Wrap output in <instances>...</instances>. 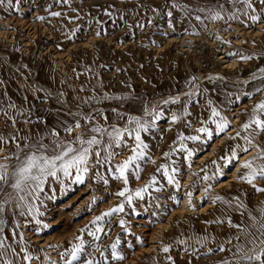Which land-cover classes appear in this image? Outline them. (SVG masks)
<instances>
[{
  "label": "rangeland",
  "instance_id": "1",
  "mask_svg": "<svg viewBox=\"0 0 264 264\" xmlns=\"http://www.w3.org/2000/svg\"><path fill=\"white\" fill-rule=\"evenodd\" d=\"M179 2L193 9L205 8L212 11L218 10V3H223L226 10L222 13L224 19H210L211 12L193 11L185 15L179 9H173V15L169 18L166 15L170 7L168 0H67V2L64 0H12L11 6L8 0L0 3V22L8 24L13 38L19 37V47L36 40L46 53L45 63L50 66L45 70H38L21 64L25 62L24 59H16L12 56L13 62L6 61L5 71L0 72V81L3 82L0 83V105H2L0 125L4 124L6 112L7 117L18 121L15 125L10 122V126L15 131L20 127L25 129L27 133L17 131L30 140L43 137L44 143L51 144L54 139L50 135L52 130L58 131L61 139L71 140L76 133L65 132L64 125L73 123L74 117L67 113L77 112L78 104L81 112L101 109L107 115L109 123H120L123 120L117 122L115 113L112 112L113 108L122 113L131 114L134 113L131 107L135 106L137 107L135 112L142 115L143 100L151 104L165 97L188 92L191 90L189 81L193 77L196 78L200 94L194 97L197 102L189 105L191 115L186 118L191 122V126H186L184 120L175 124L170 122L171 112L178 111L183 106L186 97L182 95L180 104L164 106L165 116L157 122L156 129L149 134H142V138L149 144L148 155L151 159L141 161L142 171L139 179L129 174L128 187L131 191L143 188L150 183L152 176H156L158 183L144 193L143 200L135 198L132 205L125 203L123 213L106 218L102 222V227L108 234L101 233L100 241H96L95 244L109 257V264H223L225 260L229 261V264H235L238 259V255H234L236 246L243 244L246 248H251L252 245L248 243L243 233L229 225V219L233 224L248 226L249 231L254 234L259 243L260 233L256 228L251 227L253 221L249 212L259 219V209L264 208V192L257 191L252 185L249 186L248 183L238 179L244 171L240 164L245 160L240 163L234 162L231 170L225 167V170H222L223 176L217 174L216 179L207 180L206 188L209 184L212 185L205 197L209 200L216 183L225 181L227 175L237 171V180L235 179L232 184L236 191L228 200L239 196L245 209L237 210L234 206H227L225 212L217 216H212V212L199 213L198 206H195L193 196L198 194L196 191L200 189V186H197V183L198 181L202 183L203 179L193 168L198 158L211 155V158L207 159L203 165L213 166L212 161L215 160L216 171L217 166L221 170L225 162L219 157L226 156L236 145L245 144L242 139L245 135L243 131L240 137L236 139L231 137L240 131L241 125L248 119L253 106L264 99L262 93H256L251 98L244 95V93L254 92L256 87L264 84V81L259 79H251L253 73L264 68V16H261L258 22H253L249 16L242 13L238 19H228V16L236 9L225 0H179ZM254 3L257 8L255 14L260 15V12L264 11V6L260 5L258 0H254ZM241 7L239 4L236 5V8ZM151 8H156L157 11L153 12ZM52 12H59L61 15L53 16ZM107 13H111V16ZM196 15H200L201 20H196ZM169 20L172 27H169ZM140 25L143 27L141 28ZM214 26L223 31L232 32L233 37L226 39L215 33ZM27 28L31 30L33 28L32 36L28 34ZM249 31L252 32L247 34L246 39H242L244 44L242 41L239 45L234 44L232 40H237L236 34ZM97 32L100 35H97ZM192 44L204 45L215 56L221 50L226 55L227 61L237 62L236 67L224 69L227 64L220 66V63L215 62L211 71L202 76H195L188 69L185 51L187 45ZM0 49L4 51V48ZM58 55H61L60 59L56 58ZM241 56L253 58L242 60ZM0 58L5 56L0 55ZM218 76L224 77V80L209 79V77ZM245 80L249 82L245 84ZM105 93L109 96H129L139 99L130 98L123 102L110 99L99 104H80V101L86 97L93 95L99 97ZM9 103L15 104L16 107L9 108ZM213 106L231 122V126L220 137H214L207 147L200 142L186 141L187 148L195 152L189 167V162L184 158L186 152L179 151V142L175 144L173 142L176 141L178 133L186 136L201 135L196 129L202 126V120L209 119L210 109ZM106 108L112 109L109 111ZM28 109H31L29 124L24 123V120L28 118L27 115L22 116L18 112L23 110L27 113ZM235 113L236 115L233 116ZM234 121L237 122L233 123ZM96 122L104 124L101 116L96 117ZM206 126L215 129V125L211 123ZM5 137L8 136L5 135ZM26 142L24 139L20 140L23 150L17 149L16 144L11 140L7 144L0 145L3 149L0 151V163L14 165L16 163L14 157L7 161L4 157L12 156L13 153H19L23 157L28 151L27 148H23ZM128 143L131 145L134 142L129 140ZM254 143L264 148V133L256 136ZM172 148L177 151L173 152L169 159L164 156V153L171 152ZM118 151L122 154L115 157L114 163L117 164L131 155L129 149H118ZM251 153L253 155L247 160L257 155V148L252 147L247 153H239V158ZM172 161L176 162L175 165ZM257 163H264V160H259ZM161 165H169V169L173 166L179 168V175L176 177L181 185L179 190L167 183L162 170L157 171ZM105 171L101 169L102 173ZM188 174L191 184L182 186ZM94 177L95 169L93 168L86 178L85 185H74L69 188L62 186L53 197L44 200L50 179L45 185L44 193L41 194L43 203H38L40 212L43 213L42 216L37 217L41 220L39 225L31 216L20 215V209L7 206L2 218L5 221L4 235L9 243L16 247L17 252L23 247L11 238L12 230L18 224L17 231L23 233L28 251L34 257H40L38 260L34 259L31 264H51L53 261H56L55 264H63L59 254L69 248L70 242H75V238L80 235V230L90 225L94 217L116 206L123 199L114 194L124 187L122 181L109 176V184L105 186L95 182ZM257 181V187L264 188V179ZM155 188H159L160 191H156ZM6 191L11 189L6 188ZM189 191L193 193L191 200L194 208L189 207L188 198L184 206L187 212L182 217L171 220L169 229L164 233H158L156 249L148 254L146 250L151 246L149 241L154 228L163 221L156 216L165 217L166 222L163 221L165 223L170 222L171 214L180 212ZM231 191L226 189L217 193L223 196L224 193ZM93 196L97 198V203L90 205ZM176 200L180 203L177 204ZM198 204L202 207L207 205L206 202ZM120 219L125 220L127 233L119 226ZM217 220L222 223H215L214 221ZM188 227L191 229L188 230ZM237 235L240 237L239 240L235 239ZM196 236H207L209 239L203 246L195 243L194 239L190 240L191 248L187 251L184 250V245L177 242ZM117 237L121 240L118 250L125 257L123 261H112L110 258V245ZM137 237L141 238L143 243H140ZM84 239L89 244L93 243V238L87 234L84 235ZM40 244L53 250L58 260H53L51 258L53 254L48 251L44 252L46 248H41ZM221 244L225 247V251H215L214 254L208 252V249H217ZM165 246L170 247L167 253L162 251ZM228 248H232L230 253L227 252ZM192 249H195V252ZM87 251L92 252L97 259H103L100 253L94 252L91 247H88ZM45 255L49 256L51 261H45ZM169 256L172 257L171 260L168 259ZM241 264L245 262L241 261Z\"/></svg>",
  "mask_w": 264,
  "mask_h": 264
},
{
  "label": "snow or ice",
  "instance_id": "2",
  "mask_svg": "<svg viewBox=\"0 0 264 264\" xmlns=\"http://www.w3.org/2000/svg\"><path fill=\"white\" fill-rule=\"evenodd\" d=\"M3 2L4 0H0V3ZM64 2H67V0H64ZM225 2L230 3L233 8L236 9L228 16V19H238L239 15L242 13L245 16H249L253 22H258L261 16H264V11H261L260 15L255 14L257 13V8L254 0H225ZM8 3L9 6H11L12 0H8ZM168 3L170 7L166 15L169 18L173 15V9H179L185 15L193 11L211 12L210 19L212 20L224 19L222 13L226 11L223 3H218V10L215 11L205 8L193 9L187 4L180 3L179 0H168ZM258 3L264 6V0H258ZM238 4L242 7L236 8ZM151 11L156 12L157 9L151 8ZM107 14L111 16V13ZM51 15L59 16L61 13L52 12ZM195 19L201 20V16L196 15ZM140 27L142 28L143 25H140ZM169 27H172L171 20H169ZM96 34L100 35L99 32ZM73 35H75V33H73ZM252 58V56H241L242 60H250ZM209 79H224V77H209ZM251 79L264 81V68H260L256 73H253ZM248 82V80L244 81L245 84ZM0 83L3 82L0 81ZM189 87L191 90L188 92L169 96L151 104H149L147 100H143L141 103L142 115L125 114L113 108L112 112L115 113L116 119L123 120V125L115 122L109 123L107 115H105L101 109L81 112L79 111L80 105L78 104L77 112L67 113L74 117L73 123L64 125L65 132L69 134L76 133L71 140L61 139L60 133L56 130H52L50 133L54 138L51 144L44 143L43 137H36L34 140L23 137V139L27 141L23 145V148L28 149L23 157H21L19 153H13L12 156H5L4 160L7 161L14 157L16 160L14 165L9 166L7 163H0V264H31L34 259H40L39 256L34 257L33 254L28 251L27 242L23 233L17 231L19 227L18 224L16 228L12 230L11 238L18 244L23 245V247L17 252L16 247H14L12 243H9L8 238L4 235L5 221L2 218V214L5 212L6 207L14 206L20 209V215L31 216L35 220V223L39 225L41 224V220L37 219V217L42 216L43 213L40 212L38 203L42 204L41 194L44 193L45 185L49 180L52 179L62 186L65 184V181H69L73 185H85L86 178H88V174L93 171V168L95 169L94 179L97 183H102L107 186L109 184V176L112 179L123 182L124 187L120 191L114 193L116 196L123 199L116 206L94 217V219L90 221V225H86L85 228L80 230V235L75 238V242H70L69 248L60 252L59 255L63 264H109V257L105 255V252L100 251L99 246L95 244L96 241H100L101 233L104 235L108 234L102 227V222H104L106 218H111L114 215L123 213L125 203L132 205L135 198L143 200L144 193L147 192L150 187L158 183L156 176H152L149 184L145 185L143 188L131 191L128 187L129 174L131 173L139 179V174L142 171L140 167L141 161H148L151 159L148 155L149 144L142 138V134H149L152 130L157 128V122L165 116L164 106L180 104L182 95L186 97L181 109L171 112L170 122L175 124L184 120L186 126H191V122L186 119L191 115L189 105L197 102L194 100V97L200 94L195 77L189 81ZM39 90L43 91L42 89ZM81 90H83V88ZM256 93L264 94V84L256 87L254 92L244 93V95L251 98ZM61 95H63V93H61ZM130 98L139 99L138 97L129 96H109L105 93L99 97L96 95L86 97L80 101V104H99L104 100L110 99L123 102ZM25 99H27V97H25ZM237 100H239V96H237ZM208 103L211 105V101ZM0 107H2V105H0ZM8 107L15 108L16 105L9 103ZM18 112L19 115H27L28 118L24 120V123H31V109H28L27 113L23 110H18ZM5 115H7L6 112ZM97 116L103 118L104 124L96 122ZM17 122L16 119H12L13 125ZM208 123L214 124L215 129L213 130L207 127L206 125ZM201 124L202 126L196 129L201 135L186 136L183 133H178L176 141L173 142L174 144L179 142V151L186 152L184 158L189 162V167H191L190 161L195 155V152L187 148L186 141L200 142L207 147L210 142L213 141L214 137H220L221 134L226 133L231 126V122L226 117L222 116L220 111L214 106L210 109L209 119L202 120ZM78 129L80 130L79 132L76 131ZM241 131L245 133L242 137L245 144L236 145L226 156L219 157V159L223 160L225 162L224 166L231 170V166L234 162L239 163V153H247L252 147L257 148V155L255 157L245 160L240 164V167L244 169V171L241 172L238 179L252 185L257 191L264 192V188L257 187L255 183L258 179H264V163H257L259 160H264V148H260L259 145L254 143L255 137L264 133V99L253 106L251 113L248 115V119L241 125L240 131H237L235 136L231 137V139L240 137ZM20 139L18 133L10 134L8 137L0 135V145L7 144L9 140H11V142L16 144L17 149L23 150ZM128 140H132L134 143L129 145ZM118 149H129L131 155L117 164L114 163V159L116 156L122 154ZM2 150L3 149L0 148V151ZM175 151H177V149L172 148V151L165 152L164 156L171 159V155ZM175 163V161H172L173 165H175ZM212 163L216 164V161L214 160ZM101 169H105L106 171L102 173ZM161 170L167 183L169 185H174L175 188L179 190L181 187L180 181L176 179L179 175V168L173 166L169 169V165H161L157 171L160 172ZM201 171L206 173V166L202 168ZM217 174L219 176L224 175L219 166H217ZM217 174L211 177L205 174L201 179H216ZM211 187L212 185L209 184L208 188L204 190L205 194L208 193ZM6 188L11 189V191H6ZM155 190L160 191L159 188H155ZM192 195L193 193L191 191L187 193L189 197V207L194 208L191 200ZM217 201L230 207L234 206L237 210L245 209V205L239 196L233 197L232 200H226L224 197L217 195L213 199V203ZM96 203L97 198L93 196L90 205ZM176 203L179 204L180 201L176 200ZM201 203H203V201ZM135 214L139 215V213ZM249 216L253 221L251 227L256 228L260 233L259 243H257V238L254 237V234L249 231L248 226L233 224L231 219L228 220L229 225L236 227L240 233H243L248 239V243L252 245L251 248H246L243 244L236 246L234 255H238V259L235 264H241V261L245 262V264H264V208L259 209V219L256 216H252L251 212H249ZM214 222L222 223V221L219 220ZM119 226L124 229L126 233L128 232L124 219H120ZM45 227L47 226L45 225ZM85 234L93 238L92 244H89L84 239ZM193 239L195 243L203 246L209 237H189L186 240H178L177 242L184 245V250L187 251L191 248L189 241ZM235 239L239 240V235H237ZM137 240L143 243L141 238L137 237ZM230 242L231 239L229 240V243ZM120 245L121 240L119 237L110 245V258L112 261H123L125 259L118 250ZM88 247H91L94 252H99L103 259L100 260L93 256L92 252L87 251ZM129 247H131V245H129ZM169 250V246H165L162 249L165 253L169 252ZM225 250V247L221 244L217 249H208V252L214 254L215 251L223 252ZM192 251L195 252V249H192ZM21 253H23L22 256ZM168 259L171 260L172 257L169 256ZM44 260L51 261V258L45 255ZM51 264H55V262L53 261ZM223 264H229V261L225 260Z\"/></svg>",
  "mask_w": 264,
  "mask_h": 264
},
{
  "label": "bare ground",
  "instance_id": "3",
  "mask_svg": "<svg viewBox=\"0 0 264 264\" xmlns=\"http://www.w3.org/2000/svg\"><path fill=\"white\" fill-rule=\"evenodd\" d=\"M27 10V9H26ZM16 20V19H15ZM18 20V19H17ZM27 23V22H26ZM237 27V26H236ZM261 27V26H260ZM216 26H214V29H215V33H218L219 35L221 36H224L226 39L230 38V37H233L232 35V32L230 31H223L219 28H217ZM261 29V28H260ZM28 30V34H30L31 36L33 35V28L31 30V28H27ZM246 30V29H245ZM14 31V30H13ZM32 31V33H31ZM232 31V30H231ZM234 31V30H233ZM237 31V30H236ZM252 31H249V32H241V33H238L236 34V36L238 37L237 40H232L234 42L235 45H239L242 41V39H246L245 37L247 36V34L251 33ZM257 34H261V33H257ZM263 34V33H262ZM13 36V33L9 31V28H8V24L6 23H3V22H0V48H4V51H2L0 49V55H3L5 56V58H0L1 59V63H0V72L1 71H5V62L6 61H10V62H13V59L12 56H15L16 59L17 58H21V59H24L25 62H22L21 64H26V65H29L31 68H35V69H38V70H45L46 68H49L50 66L48 64L45 63V57H46V53H44V51L41 49V45L40 43L36 42L35 41H31V42H28L26 44H23V46L21 45V47H19V37H12ZM218 36V35H217ZM249 36V35H248ZM25 37V36H24ZM180 42V41H179ZM184 43V42H183ZM243 43V41H242ZM244 44V43H243ZM194 44L192 45H187L185 51L188 52L190 49H191V46H193ZM76 48V47H75ZM57 59H60L61 58V55H58L56 57ZM227 57L226 55L220 50L219 51V55H218V61L220 62V66L222 64H227L226 66H224V69H232V68H235L236 67V64L237 62H232V61H227L226 60ZM221 76V75H220ZM218 76V77H220ZM25 80V79H24ZM224 80V79H223ZM6 82V81H5ZM32 88V87H31ZM167 98V97H165ZM12 101V100H10ZM112 108H106V110H111ZM81 111V110H80ZM119 111V110H118ZM131 114H134V115H138L137 113H131ZM235 114H233V116H235ZM5 117V121H4V124L0 125V134H4L3 136H5V134L9 131V129L11 128L10 126V122H12V117H7L6 115L4 116ZM12 118V119H10ZM237 121H234L233 123H236ZM29 124V123H28ZM18 127V126H17ZM17 130H21V132H26L25 129H22L20 127L17 128ZM36 130V129H35ZM29 131V130H28ZM234 132V131H233ZM27 133V132H26ZM232 133V131L230 132ZM229 133V134H230ZM228 134V135H229ZM4 153V152H3ZM2 153V154H3ZM254 154V152H253ZM252 153L249 154V155H245L244 157H241L239 158V163L240 162H243L244 160H247V158L251 157L253 155ZM211 158V155L209 156H205L203 158H198L195 162V165H194V171L197 172L201 177H203L205 174H207L208 176L212 175V174H217V171H216V168H215V164L213 166H206V173L204 171H201L202 168H205V166L203 165L204 163L207 162V159ZM2 163V162H1ZM238 166V165H237ZM236 166V167H237ZM240 169V168H239ZM222 170H225V166L223 164V167L221 169ZM236 170L230 174V175H227L226 176V180L225 181H222V182H218L216 183V187L215 189H213V192L208 199H206V194L204 192V190L206 189V186L208 184V181L207 180H202V183H200L198 181L197 183V186H200V189H197V195L195 194L193 197H194V204L195 206H198V209H199V213H211L212 212V216H217L219 215L220 213H224L227 206L228 205H225L219 201H217L216 203H213V199L219 195L217 192L219 191H222V190H226V189H230L232 190L231 192H227V193H224V195L222 197H224L226 200L230 199L234 193L235 188L233 187V183L235 182V179L237 180L236 178ZM182 176V175H181ZM187 179L184 181V183H182V186H187L189 184H191V180H190V176L189 174L186 176ZM136 179V178H135ZM258 182V181H257ZM256 183V182H255ZM250 186V184H249ZM185 195V192L183 193ZM165 195V194H164ZM182 195V194H181ZM180 195V196H181ZM187 196V195H186ZM221 196V195H219ZM188 196L185 198V200L183 201V207L179 210L180 212H174L171 214L170 218H169V221L170 222H167L165 223L166 221L164 220L165 217H157L156 218H159L163 221H161L156 228H154V232L152 234V237H150V241H149V244L151 245L146 251L148 252V254H151V252L155 251L156 249V244H157V235L158 233H161V232H165V230L169 229V225L171 224V220L175 219L176 217H182V215L187 212L185 210V204L188 200ZM208 198V197H207ZM184 199V198H183ZM208 200V201H206ZM206 202L207 205H205L204 207H202L201 205H199L198 203H201V202ZM209 202V203H208ZM155 207V206H154ZM161 207V206H160ZM160 209V208H159ZM165 210V208H163ZM213 210V211H212ZM156 213V211H155ZM163 222V223H162ZM174 222V221H173ZM176 225V224H175ZM177 226V225H176ZM175 226V227H176ZM146 228V227H145ZM189 228L191 229V227H188V230ZM175 231V229L173 230ZM27 232V231H26ZM151 233V232H150ZM169 234V233H168ZM171 234V233H170ZM166 235V234H165ZM149 236V235H148ZM73 237V236H72ZM164 237V236H163ZM31 244V243H30ZM40 247L41 248H46L44 247V245H41L40 244ZM232 248H228V251L227 252H231ZM44 252L45 251H48V253H51L53 255H51V258L54 260H58V257L55 256L56 253L54 252L53 253V250L51 249H44L43 250ZM56 262V261H55Z\"/></svg>",
  "mask_w": 264,
  "mask_h": 264
},
{
  "label": "built area",
  "instance_id": "4",
  "mask_svg": "<svg viewBox=\"0 0 264 264\" xmlns=\"http://www.w3.org/2000/svg\"><path fill=\"white\" fill-rule=\"evenodd\" d=\"M218 55L215 56L204 45H193L187 52L188 69L195 76H202L214 68L215 62L220 63Z\"/></svg>",
  "mask_w": 264,
  "mask_h": 264
},
{
  "label": "crops",
  "instance_id": "5",
  "mask_svg": "<svg viewBox=\"0 0 264 264\" xmlns=\"http://www.w3.org/2000/svg\"><path fill=\"white\" fill-rule=\"evenodd\" d=\"M136 108L137 107H131V109H132V111L134 112V113H136L135 111H136ZM117 122H118V120H117ZM123 123H124V121H121L120 123H118V124H120V125H123ZM14 133H18V135H19V137L21 138L20 140H23V137H26V135H23V134H19V132L16 130H14L12 127L9 129V131L5 134V135H7V136H9L10 134H14ZM129 141V140H128ZM53 182V183H52ZM52 183V184H51ZM63 186H65V187H72V186H74L73 184H71L69 181H65V184L63 185ZM60 187H62V185L60 184V183H55L54 182V180H50V184H49V186H48V188H47V196H45L44 197V200H48V199H50L51 197H53L56 193H58V189L60 188ZM43 203V202H42Z\"/></svg>",
  "mask_w": 264,
  "mask_h": 264
}]
</instances>
